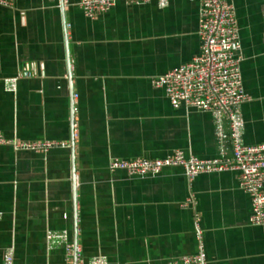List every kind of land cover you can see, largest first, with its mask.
I'll return each mask as SVG.
<instances>
[{
    "label": "crops",
    "instance_id": "obj_1",
    "mask_svg": "<svg viewBox=\"0 0 264 264\" xmlns=\"http://www.w3.org/2000/svg\"><path fill=\"white\" fill-rule=\"evenodd\" d=\"M231 3L249 96L243 140L264 143L263 0ZM199 4L118 1L94 18L78 0L0 5V131L56 141L45 151L0 145V264L9 249L12 264H72L62 245L46 243L62 229L83 258L108 264H168L198 250L197 229L212 264H264V224L249 223L237 171L189 179L181 166L145 176L108 168L114 157L219 153L211 113L172 106L152 83L199 52Z\"/></svg>",
    "mask_w": 264,
    "mask_h": 264
},
{
    "label": "built area",
    "instance_id": "obj_2",
    "mask_svg": "<svg viewBox=\"0 0 264 264\" xmlns=\"http://www.w3.org/2000/svg\"><path fill=\"white\" fill-rule=\"evenodd\" d=\"M146 4L150 0H78V6L88 18H94L116 2ZM169 0H156L159 7H166ZM198 28L200 48L189 61L173 67L152 78L153 86L161 88L172 106L184 105L208 111L214 123V133L219 141V153L210 158L186 155L175 149L159 158L134 157L110 159L111 171L123 170L129 175H156L169 166L183 167L185 174L192 179L198 173L235 170L241 188L250 197L249 223L264 224V143L246 144L243 140L244 119L241 105L249 99L244 92L240 62V40L234 7L231 0H199ZM0 5L11 6L12 0H0ZM264 26V0H263ZM6 90L16 88L14 78L4 81ZM231 144V154H226L223 142ZM0 145H8L15 150L45 151L56 145V141H23L6 137L0 131ZM195 253L181 255L168 264H212L200 241ZM48 247L62 245L66 259L72 264H108L104 255L85 259L81 247L70 239L69 231L49 230L46 232ZM13 263L11 249L4 253V264Z\"/></svg>",
    "mask_w": 264,
    "mask_h": 264
},
{
    "label": "water",
    "instance_id": "obj_3",
    "mask_svg": "<svg viewBox=\"0 0 264 264\" xmlns=\"http://www.w3.org/2000/svg\"><path fill=\"white\" fill-rule=\"evenodd\" d=\"M60 2L62 3L63 0H60ZM75 222H76V212L74 211V224H75ZM74 230L76 231V224L74 225Z\"/></svg>",
    "mask_w": 264,
    "mask_h": 264
}]
</instances>
